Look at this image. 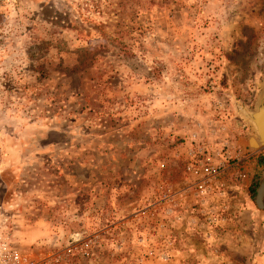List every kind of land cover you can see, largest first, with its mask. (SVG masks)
I'll return each instance as SVG.
<instances>
[{"label":"rangeland","instance_id":"1","mask_svg":"<svg viewBox=\"0 0 264 264\" xmlns=\"http://www.w3.org/2000/svg\"><path fill=\"white\" fill-rule=\"evenodd\" d=\"M263 83L264 0H0V240L33 264H264L240 115ZM193 137L238 161L220 201L193 195Z\"/></svg>","mask_w":264,"mask_h":264},{"label":"built area","instance_id":"2","mask_svg":"<svg viewBox=\"0 0 264 264\" xmlns=\"http://www.w3.org/2000/svg\"><path fill=\"white\" fill-rule=\"evenodd\" d=\"M195 137V136H194ZM193 137L194 149H189L184 161V172L191 179L193 195L203 199L221 200L225 198L222 185L218 184L220 175L228 168H237L225 146L212 150ZM0 264H33L21 259L10 243L0 240Z\"/></svg>","mask_w":264,"mask_h":264},{"label":"water","instance_id":"3","mask_svg":"<svg viewBox=\"0 0 264 264\" xmlns=\"http://www.w3.org/2000/svg\"><path fill=\"white\" fill-rule=\"evenodd\" d=\"M240 115L248 123L252 132V136L245 139L248 151L264 148V83L256 97L253 108L250 110L242 108Z\"/></svg>","mask_w":264,"mask_h":264},{"label":"trees","instance_id":"4","mask_svg":"<svg viewBox=\"0 0 264 264\" xmlns=\"http://www.w3.org/2000/svg\"><path fill=\"white\" fill-rule=\"evenodd\" d=\"M257 163L264 166L261 159H258ZM257 188H258V183H254V185L250 188V190H251V192H254V194L256 195Z\"/></svg>","mask_w":264,"mask_h":264}]
</instances>
